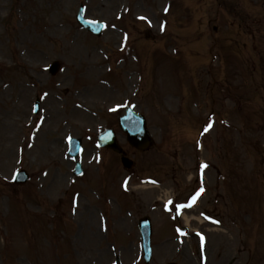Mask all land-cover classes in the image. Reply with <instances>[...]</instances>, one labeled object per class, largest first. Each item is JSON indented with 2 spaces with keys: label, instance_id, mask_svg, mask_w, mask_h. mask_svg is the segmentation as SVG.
I'll use <instances>...</instances> for the list:
<instances>
[{
  "label": "rangeland",
  "instance_id": "rangeland-1",
  "mask_svg": "<svg viewBox=\"0 0 264 264\" xmlns=\"http://www.w3.org/2000/svg\"><path fill=\"white\" fill-rule=\"evenodd\" d=\"M219 2L0 0V264H143L142 217L150 264H264V12L260 0ZM80 4L106 22L99 38L75 23ZM125 102L154 141L138 153L117 132L129 171L86 141L116 128ZM67 135L86 149L78 178ZM149 177L160 186L144 189ZM199 186L189 227L162 209Z\"/></svg>",
  "mask_w": 264,
  "mask_h": 264
},
{
  "label": "water",
  "instance_id": "water-1",
  "mask_svg": "<svg viewBox=\"0 0 264 264\" xmlns=\"http://www.w3.org/2000/svg\"><path fill=\"white\" fill-rule=\"evenodd\" d=\"M80 19V18H79ZM57 69V65L54 64V66L52 67L51 69V72L54 73V71ZM134 121V118L133 117H128L124 120L123 122V129L128 133V141L132 144V145H135V146H140L139 144H141L142 142H139L138 143V140H134V134L137 133V132H141L143 131V129H141V124L140 122L137 124V123H133ZM141 129V130H140ZM115 145V142L113 140V145L111 147H113L114 149H116V147L114 146ZM125 161L123 160V163ZM23 181L22 178H20V176L17 178V181L16 182H21ZM142 233L145 234V236L143 237L144 238V242H145V246L147 245V241H148V234H149V229L147 228V226H143L142 228Z\"/></svg>",
  "mask_w": 264,
  "mask_h": 264
},
{
  "label": "bare ground",
  "instance_id": "bare-ground-1",
  "mask_svg": "<svg viewBox=\"0 0 264 264\" xmlns=\"http://www.w3.org/2000/svg\"><path fill=\"white\" fill-rule=\"evenodd\" d=\"M144 189H146V190H152L153 188H152V187H151V188L146 187V188H144ZM198 221H199V220H198ZM189 222H190V219L187 218V217H185V223L188 224Z\"/></svg>",
  "mask_w": 264,
  "mask_h": 264
},
{
  "label": "snow or ice",
  "instance_id": "snow-or-ice-1",
  "mask_svg": "<svg viewBox=\"0 0 264 264\" xmlns=\"http://www.w3.org/2000/svg\"><path fill=\"white\" fill-rule=\"evenodd\" d=\"M165 11H167V9H165ZM209 127H211V125H209ZM208 129H205V131H207ZM204 167H206V165H204ZM201 191H203V189H201ZM169 203H171V201H169ZM178 209L179 208H182V207H184V205H178V206H176Z\"/></svg>",
  "mask_w": 264,
  "mask_h": 264
}]
</instances>
